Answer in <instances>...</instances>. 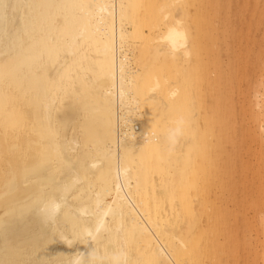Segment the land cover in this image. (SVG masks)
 Segmentation results:
<instances>
[{
	"label": "bare ground",
	"instance_id": "obj_1",
	"mask_svg": "<svg viewBox=\"0 0 264 264\" xmlns=\"http://www.w3.org/2000/svg\"><path fill=\"white\" fill-rule=\"evenodd\" d=\"M253 1L0 0V264L232 260L209 194Z\"/></svg>",
	"mask_w": 264,
	"mask_h": 264
},
{
	"label": "rangeland",
	"instance_id": "obj_2",
	"mask_svg": "<svg viewBox=\"0 0 264 264\" xmlns=\"http://www.w3.org/2000/svg\"><path fill=\"white\" fill-rule=\"evenodd\" d=\"M259 2L261 3L259 8L256 7L259 5L255 0L244 8L247 14L250 13L247 17L249 19L246 18L243 21L235 17L229 21L239 39H236L238 42L235 43H239L237 45L240 49L235 44V49H239L235 51L241 50L243 70L240 61L237 62L236 59L239 65L235 62L233 66L244 73L239 81L238 76L235 78L236 85L240 89L238 96L236 95V104H238L237 107L247 108L248 112L253 111L251 107L255 109L258 105L260 115L259 122L254 126L251 111L247 114L245 108L244 111L243 107L238 108L240 112L248 116L246 120L243 118V121L237 118V124L231 120V124L245 127L239 128V131H229L227 136L220 137L221 140L227 139L225 144L227 148L222 147L221 149L224 152L222 161L229 163L220 166L219 179L221 181L225 179L229 184L232 183L235 191L229 192L230 195L227 196L225 188L219 183H214V186L210 184L212 194L210 193L209 197L211 196L210 200L215 201L217 207H221L219 210L228 211L229 214L231 212V223L237 226L233 237L245 244V246L239 244V251L228 264H264V0H259ZM251 13L253 17L256 16L255 19L257 17L258 19L253 20ZM240 43L241 46H239ZM226 61L230 60L226 59ZM222 199L228 202L225 204ZM240 204L243 205L240 206ZM240 226L244 228L243 234L239 231Z\"/></svg>",
	"mask_w": 264,
	"mask_h": 264
}]
</instances>
